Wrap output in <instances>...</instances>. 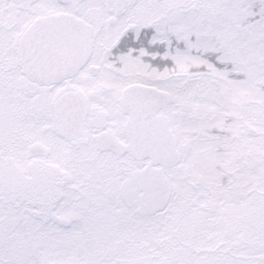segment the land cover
<instances>
[{
    "label": "snow or ice",
    "instance_id": "snow-or-ice-1",
    "mask_svg": "<svg viewBox=\"0 0 264 264\" xmlns=\"http://www.w3.org/2000/svg\"><path fill=\"white\" fill-rule=\"evenodd\" d=\"M0 264H264V0H0Z\"/></svg>",
    "mask_w": 264,
    "mask_h": 264
}]
</instances>
